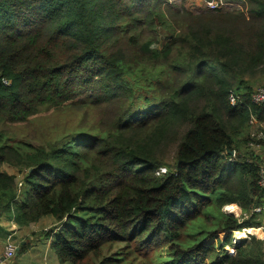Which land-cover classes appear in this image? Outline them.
I'll return each instance as SVG.
<instances>
[{
  "label": "trees",
  "instance_id": "trees-1",
  "mask_svg": "<svg viewBox=\"0 0 264 264\" xmlns=\"http://www.w3.org/2000/svg\"><path fill=\"white\" fill-rule=\"evenodd\" d=\"M222 2L240 8L0 0V216L56 218L61 264H125L126 248L106 256L105 247L144 249L164 231L180 240L177 228L215 199L250 213L216 236L234 252L210 259L215 242L174 245L157 264H264V239H231L261 228L254 209L264 208V104L252 100L264 83V0ZM158 26L169 32L161 47ZM69 106L83 111L69 134L47 145L14 140L19 124Z\"/></svg>",
  "mask_w": 264,
  "mask_h": 264
},
{
  "label": "rangeland",
  "instance_id": "rangeland-1",
  "mask_svg": "<svg viewBox=\"0 0 264 264\" xmlns=\"http://www.w3.org/2000/svg\"><path fill=\"white\" fill-rule=\"evenodd\" d=\"M213 1L218 2L219 8H221L222 10L240 8V4L238 3L222 2L223 0H163L165 4L170 5L176 9L186 8L194 13H199L209 9H219H214L210 6L211 2ZM165 4L163 3L162 7H165ZM152 5H154L153 2ZM158 30L161 34V41L156 43L155 45L161 47L164 42L168 40L167 37L169 36V32L161 26H158ZM263 85L264 83L257 84V87H255L254 89ZM82 115V110L70 106L65 107L64 109L54 110L48 113L43 112L34 115L31 117L32 119L30 120V122L19 124L20 126H17V135L14 137V140H21L34 145H47L49 142H53L56 139L63 137L65 134H69L71 131H73V129L77 128L78 123H80V121L82 122ZM94 116L97 117L96 113H93L90 119H94ZM170 158H172L171 154H169V158H167V160L171 162L172 160ZM6 168L8 169L9 167L5 166L3 169L6 170ZM162 168L164 170H162ZM162 168H160L159 172L165 173L166 167ZM9 169L13 171V168ZM231 217L233 219H237V221L240 223L245 218H249L250 213L244 212L243 208L236 203L228 202L222 205L214 199L213 203L208 207L204 206L203 213H201L200 216L193 219L192 221H188L185 227L177 228L180 229L181 232L180 240L170 239L168 237V232L164 231L161 233V235H164L165 239L163 242L154 240L147 244L146 248L144 249H139L138 247L141 246V244H137V241L131 240L128 242H116L112 247L107 246L105 247L103 253L106 256H110L113 252H117L124 247L128 250V255L125 257L124 261L125 264H157V261H160L161 257H168L169 255H171L172 247L174 245H180L183 250H186L193 243L195 244L200 241H205L207 243L215 242L217 248L211 253L210 259L216 258L219 255V251L223 253V251L225 250L230 253V250H233L231 244L220 248L216 239V236L222 239L226 237L228 231L223 232V230H220V228H222L225 221ZM51 219L52 221H45L47 225H44L40 228V232L38 233V235L46 230L52 233V231H54L56 227L59 228L61 226V224L54 225L53 221L55 222L56 219ZM255 220L261 224L260 227L264 231V208L259 212ZM213 230L220 232L213 234ZM231 235L232 242L234 243L237 240L242 241L244 239H248V236L250 234H248L245 229H236L231 230ZM237 235H239V239H236ZM253 235H256L258 238L264 239V237H261L257 234ZM155 257H158L157 261H155Z\"/></svg>",
  "mask_w": 264,
  "mask_h": 264
},
{
  "label": "crops",
  "instance_id": "crops-1",
  "mask_svg": "<svg viewBox=\"0 0 264 264\" xmlns=\"http://www.w3.org/2000/svg\"><path fill=\"white\" fill-rule=\"evenodd\" d=\"M6 170L10 173L9 168ZM53 216H43L38 222L29 225H20L15 221L14 212L4 213L0 216V259L4 253L5 246L12 241L18 244V251L20 245L29 244V248L17 254L9 261L3 264H61L56 252L52 248V243L55 240V235L58 230L56 227L50 235L40 232V228L47 223L45 221H52ZM51 219V220H49ZM56 219V218H55ZM54 225L59 224L56 220ZM37 234V235H35Z\"/></svg>",
  "mask_w": 264,
  "mask_h": 264
},
{
  "label": "built area",
  "instance_id": "built-area-1",
  "mask_svg": "<svg viewBox=\"0 0 264 264\" xmlns=\"http://www.w3.org/2000/svg\"><path fill=\"white\" fill-rule=\"evenodd\" d=\"M210 6L214 9H217V8H219V3L216 1H213V2H211ZM252 100H253V102H255L257 104H264V85L259 86L258 88L255 89V91L252 94ZM237 101H238V96L231 94L230 95V102L233 105H235L237 103ZM250 124L252 127H255L258 124V121L254 115L251 116ZM232 155L235 156V153L233 152ZM162 170H164V169L162 168ZM165 171H166V169H165ZM259 183L261 185H264V166L262 167L261 179H260ZM19 186H22L21 182H20ZM261 210L262 209L260 207L254 209V211H256V212H260ZM245 231L248 234L252 235L248 229H245ZM237 241H239V240H237ZM17 251H18V244L14 243L12 241L8 242L5 246L4 253L0 259V264H3L5 262L11 260L17 254ZM233 252H234V250H232V251L230 250V253H233Z\"/></svg>",
  "mask_w": 264,
  "mask_h": 264
},
{
  "label": "bare ground",
  "instance_id": "bare-ground-1",
  "mask_svg": "<svg viewBox=\"0 0 264 264\" xmlns=\"http://www.w3.org/2000/svg\"><path fill=\"white\" fill-rule=\"evenodd\" d=\"M234 207V205H233ZM252 234H257L261 237H264V231L261 228H250L248 229ZM239 235H237L236 239H239Z\"/></svg>",
  "mask_w": 264,
  "mask_h": 264
},
{
  "label": "water",
  "instance_id": "water-1",
  "mask_svg": "<svg viewBox=\"0 0 264 264\" xmlns=\"http://www.w3.org/2000/svg\"><path fill=\"white\" fill-rule=\"evenodd\" d=\"M232 154V152H230ZM253 235V234H252Z\"/></svg>",
  "mask_w": 264,
  "mask_h": 264
}]
</instances>
